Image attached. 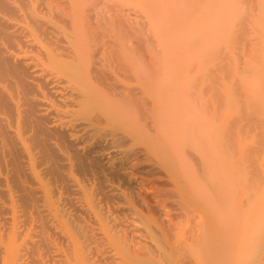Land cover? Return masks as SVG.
Instances as JSON below:
<instances>
[{
    "label": "bare ground",
    "instance_id": "1",
    "mask_svg": "<svg viewBox=\"0 0 264 264\" xmlns=\"http://www.w3.org/2000/svg\"><path fill=\"white\" fill-rule=\"evenodd\" d=\"M134 1L0 0V264H264V93L233 98L245 85L227 59L201 60L199 80L153 57L160 0L141 16ZM201 1L161 15L182 37L205 8L253 7V28L245 10L227 32L264 76V0ZM219 73L246 100L234 114Z\"/></svg>",
    "mask_w": 264,
    "mask_h": 264
},
{
    "label": "rangeland",
    "instance_id": "2",
    "mask_svg": "<svg viewBox=\"0 0 264 264\" xmlns=\"http://www.w3.org/2000/svg\"><path fill=\"white\" fill-rule=\"evenodd\" d=\"M134 1V0H133ZM139 1V2H138ZM138 1H134L133 2V5H134V8H135V11L136 10H138V16L141 14V12H143V13H145L144 11H145V9H144V5L145 4H147L146 3V0H138ZM143 1V2H142ZM156 0H152V5H156V7L157 8H159V9H161V11L163 12V14H169V13H173V14H176V13H178L179 12V10L180 9H178L179 7H180V4H182V0L181 1H179L180 3H172V2H170V0H163V2H162V0H160V1H158L159 2V4L161 5H158V3H156L155 2ZM205 1V0H204ZM141 2V3H140ZM156 4H155V3ZM161 2V3H160ZM177 2V1H176ZM138 3V4H137ZM154 3V4H153ZM203 0L201 1V7L200 8H205L204 6H203ZM217 3V2H216ZM218 4V3H217ZM217 4H215V5H217ZM140 5V6H139ZM167 5V6H166ZM177 5L179 6V7H177ZM214 5V7L216 8V6ZM220 6H222L221 5V3L219 4ZM219 5H217V7L219 8ZM174 6V7H173ZM181 6H183V5H181ZM136 7L137 8H139V9H136ZM213 7V6H212ZM212 7H211V9H212ZM225 7V6H224ZM228 6H226L225 7V9L222 11V15L221 16H217L218 14L220 15V13H217L215 16H217L216 17V19H214L213 18V13H214V11L215 12H219L220 10L218 9V8H214L213 10V12H212V14H211V11H210V7H208L209 9L207 10L206 8H205V16H212L211 17V19H209V17L207 18L209 21H207L206 20V18H204L203 19V17L201 16V20L199 21V23L197 24V25H195V26H193L194 27V29H196V30H194V29H192L193 27H190L192 30H193V32L192 31H190L191 29L189 28V19L188 20H185L184 21V28H182V26H181V32L182 31H184V34H183V36L182 37H179V32H176L174 29H173V27H172V25L170 26L169 24H166L165 23V18L163 17V15H161L162 14V12H161V14H157V15H159V17L157 16H155V17H153V18H151L150 19V21H149V23H148V27L147 28H145V29H147V31L149 32V30H148V28L150 27V29H152L150 32H153V34L152 35H156L157 37H156V39L157 40H159L160 42H161V44H160V42L158 41L157 42V40H155V41H153V44H154V42H156L155 44L156 45H160V46H155L154 48H153V46L155 45H153L152 46V49H153V53H154V55L155 56H153V57H156V58H160V59H166V60H168V61H170L171 59H172V63H176L177 64V62H181V66L180 65H178L177 64V66H180L179 68H180V70L183 72V73H187V75H189L190 76V78H192V79H196L195 78V76L197 77L198 76V78H199V80H200V77L202 76L201 74H205V71L207 70L208 71V69H205V68H209V71L211 70V69H213L212 67H214V64L218 61V62H222V61H224V60H228V64L231 66H233V73H234V77H237L236 79H238V80H240V82L242 83V81H243V84H238V83H240V82H238L237 83V86L238 85H241L242 87H243V85H245V89H240L239 88V90H237L238 89V87L237 88H235V87H233V83L232 82H234V81H232L231 82V80H235V78H233V79H231V78H229V79H231V80H229V83L228 84H226V82H225V78L227 77H225L223 74H221V73H219V77H218V79L221 81V83H220V81H218V79H217V77L214 75L213 77H216V79H217V81H215V78H214V80H213V77H212V79H210V82H211V80H213L214 81V83L216 84H214V86H217L218 88H216L215 87V89L217 90V91H215V93L216 92H218V91H220V93L222 94L223 93V95H224V101H225V103L221 100V98H220V102L222 101V103H220V105H222L223 104V106H221V107H223V109H230L231 110V108L230 107H232L233 108V110H231L230 112L231 113H235V111L237 110V108H240L241 106L243 107L244 106V101H246L245 100V96L247 97V96H252V95H254V93H255V91L257 90V88L258 87H260V88H258V90L257 91H259V90H261V91H259V92H262V93H264V87H262V85H264V76H262V75H258L257 76V74H255V70H257L256 68H258L257 67V65L255 64V63H257V59L255 60V57H254V59L253 58H249V57H247L246 55H245V52H247V53H249V55L252 53L251 51L252 50H244L245 49V47H244V45H246L247 46V43L246 42H244V41H242V40H239V41H241L242 42V44H239V45H242V46H239V48H241V51L243 50V52L241 53V52H239V53H236V52H234V51H238L237 49H239V48H237V47H235V45L236 46H238V43H241V42H236L237 44H235V43H232L231 42V44L234 46V48L232 49L231 47H233L232 45L230 46V41H231V36H230V34L227 32L228 31V28H229V26L232 24V26H234L235 24H237V22H239L240 21V19L242 18V15H244L246 12L248 13L249 11V14L251 13L252 14V17H251V19L248 17L249 16V14H248V16H243V21L241 20L240 22H241V24H242V22H244V23H247V24H249V26L251 27V28H253V21H254V19H252L253 18V16H255L256 14H254V13H256V11L254 10V8L253 7H251L250 9H249V7L247 8L246 6H241V7H244V8H242V9H240V11L242 10V13H241V16H239L240 14V11H237V7L238 6H236V8H235V6L234 5H231V9H230V11L228 10V9H226ZM230 7V6H229ZM233 7V8H232ZM246 7V8H245ZM166 8H168L167 10H166ZM181 8V7H180ZM183 8V7H182ZM199 8V9H200ZM234 8H235V10H236V12H233V13H230V14H233V16H235V17H231V15L229 14V12H231V10L233 9V11H234ZM253 8V9H252ZM247 9H249V10H247ZM218 10V11H217ZM228 10V11H227ZM244 10V11H243ZM245 10H246V12H245ZM166 11V12H165ZM201 11V10H200ZM227 13H226V12ZM254 11V12H253ZM165 12V13H164ZM196 12V11H195ZM197 12H198V9H197ZM209 12V13H208ZM245 12V13H244ZM247 13H246V15H247ZM207 14V15H206ZM209 14V15H208ZM237 14H239L238 16H237ZM250 14V15H251ZM224 15V16H223ZM225 15H228L226 18L229 20V21H227V22H229L228 23V26H226V24H227V22L225 21L226 19H225ZM141 16V15H140ZM214 16V17H215ZM232 18H230V17ZM218 17H220L221 19H222V21L221 22H218V21H220V18H219V20L217 19ZM244 17H248L247 18V20H245V18ZM142 18V17H141ZM158 18V19H157ZM240 18V19H239ZM156 19V20H155ZM213 19V20H212ZM250 19V21L252 20V22L250 23V21H248ZM139 21L141 20V19H138ZM160 20V21H159ZM203 20V21H202ZM212 20V21H211ZM141 21H143V20H141ZM162 21V22H161ZM201 21L203 22V24L201 23ZM210 21H211V23H210ZM218 22V26H216L217 25V22ZM205 22V23H204ZM215 22V23H214ZM224 22V23H223ZM230 22H231V24H230ZM233 22V23H232ZM164 24V25H162V24ZM208 23H210L211 24V26H206ZM150 24V25H149ZM202 24V25H201ZM210 24H208V25H210ZM213 24H215L214 26H213ZM147 25V24H146ZM201 25V26H200ZM240 25V24H239ZM238 25V26H239ZM244 25V24H243ZM167 26V27H166ZM186 26H187V28H186ZM203 26H204V28H206V30L208 31L209 30V32L207 33V34H209V36H207L206 35V31H205V29L203 28ZM232 26H230V27H232ZM241 26V25H240ZM245 26V25H244ZM247 26V25H246ZM245 26V27H246ZM200 28H201V30H200ZM237 28H239V27H237ZM190 29V30H189ZM203 29H204V32H203ZM213 29V30H212ZM215 29H217L216 30V32H214L215 31ZM219 29L222 31V32H220L219 31ZM246 29V28H245ZM248 30V29H247ZM168 31V32H167ZM189 31H190V33L191 34H189ZM200 31H202V32H200ZM220 33H223L222 35H220V37L218 36L219 35V32ZM248 31H251V30H248ZM247 31V33L248 34H251V32H248ZM149 32V33H150ZM197 32V33H196ZM198 32H199V35L202 33L203 34V38H205L204 36H207L205 39H201L202 37V34L199 36V35H197L198 34ZM187 34V35H186ZM218 34V35H217ZM190 35V36H189ZM199 36V37H196V36ZM227 35V36H226ZM178 36V37H177ZM185 36H187L186 38H185ZM196 37V38H194L193 39V37ZM215 37V38H213V37ZM177 37V38H176ZM219 37V38H218ZM252 37H254V35L253 34H251V36H250V38H252ZM184 38V39H183ZM212 38V39H211ZM217 38V39H216ZM169 39V40H168ZM191 39H193V40H191ZM198 40V43H197V41L196 40ZM199 39H201V40H199ZM254 39V38H253ZM203 40V41H202ZM220 40V41H219ZM221 40H223L222 42H224V43H222V44H224V45H222L223 47L225 46V52L222 50V47H221V45L219 44V42H221ZM173 41V42H172ZM188 41V42H187ZM191 41V42H190ZM192 41H193V43L194 44H198L196 47H194L195 45L193 44L192 45ZM194 41H196V42H194ZM199 41H200V44H199ZM214 41V42H213ZM216 41H219L218 42V45H220V46H217L216 44H217V42ZM252 41V40H251ZM248 41V43L249 44H253L254 42H256V41ZM179 42V43H178ZM184 42V43H183ZM228 42V43H227ZM159 43V44H158ZM172 44V45H170V44ZM174 43V44H173ZM187 43V44H186ZM190 43V44H189ZM202 43V44H201ZM205 43V44H204ZM212 43L214 44V43H216L215 45L217 46V47H219V49H220V47H221V49H220V53L222 54V51L224 52V53H226L227 52V50H228V55L227 54H225V55H218L219 53H211V51H212V49H213V47H215L214 45L211 47V45H212ZM246 43V44H245ZM184 44H186V45H184ZM235 44V45H234ZM248 44V45H249ZM188 45H192L195 49H194V51H192L193 50V48H192V46L190 47L189 46V48L190 49H188ZM207 45H209V46H207ZM177 46H178V48H177ZM182 46V47H181ZM156 47L157 48H159L158 50L156 49ZM185 47H186V49H185ZM216 47V48H217ZM244 47V48H243ZM167 48V49H166ZM181 48V49H180ZM199 48V49H198ZM201 48H203V50H200ZM208 48V49H207ZM236 48V49H235ZM243 48V49H242ZM247 48H249V49H252V45L251 46H248ZM157 51H159L160 50V52H161V54H160V56L162 57H159V55H158V53L159 52H157ZM183 49V50H182ZM192 49V50H191ZM207 49V50H206ZM187 52H186V51ZM190 50V51H189ZM197 50V51H196ZM202 52V55H200L201 54V52ZM206 50V51H205ZM192 51V52H191ZM207 51L209 52L210 51V53H207ZM213 51H214V49H213ZM216 51V50H215ZM214 51V52H215ZM239 51H240V49H239ZM197 52H199V54L197 53ZM182 53H183V55H182ZM186 53H187V55H186ZM195 53V54H194ZM206 53H207V56H206ZM259 53H261V55H262V57L260 56V55H258ZM259 53L256 55L257 57L259 56V57H261V59H259V57H258V59L260 60V66H264V54H262V53H264V45H262V47L260 48V50H259ZM185 54V55H184ZM189 54H190V56H189ZM194 54V55H193ZM230 54V55H229ZM236 56H235V55ZM185 56H187V58L185 57ZM201 56V57H200ZM206 56V57H205ZM234 58H232V57ZM245 56V57H244ZM168 57H170L169 59H168ZM190 57H192V58H190ZM236 57L240 60L241 59V61H239L238 59H236ZM256 57V58H257ZM185 58V59H184ZM190 58V59H189ZM243 58V59H242ZM248 60H247V59ZM179 59V60H178ZM193 59V61H190V60H192ZM204 59V60H203ZM232 59L234 60L233 61V64L231 63H229L230 61L232 62ZM249 59H251V61L249 60ZM187 60H189L188 62H187ZM201 60L204 62L205 61V63H206V61H209V62H207V64L206 65H208V66H205L203 63H201ZM242 60H244L245 62L246 61H248V64H250L251 65V62H252V64H253V66L251 65V69H250V72H247V74H246V76H243L242 77V75H244L245 73L243 72V69H242V72L244 73H240L239 71H237V70H239V68L241 69V67L243 66V64H242V66H240L239 64L240 63H244V61H242ZM195 61H200V63L198 62L197 63V65H195ZM213 61H215V63L213 62ZM240 63H239V62ZM171 62V61H170ZM179 62V63H180ZM186 62V63H185ZM235 62H236V64L238 65H235ZM250 62V63H249ZM255 62V63H254ZM187 63H188V65H190V66H188L187 65ZM194 63V65L193 66H195L194 68H198V69H194V68H191V67H193V66H191L192 64ZM211 63V64H210ZM258 63H259V61H258ZM220 64V63H219ZM219 64H216V65H219ZM203 65V66H202ZM216 65H215V67H216ZM229 65H227V66H229ZM254 65H256V66H254ZM240 66V67H239ZM259 66V65H258ZM183 67V68H182ZM186 67V68H185ZM188 67H190V68H188ZM214 67V68H215ZM219 67V66H218ZM256 67V68H255ZM188 68V69H187ZM204 68V69H203ZM254 68H255V70H254ZM185 69V70H184ZM190 69H192L191 71H190ZM193 69H194V71H193ZM227 69H228V67H227ZM237 69V70H236ZM184 70V71H183ZM197 70V71H196ZM230 70V69H229ZM252 70L254 71L253 73H254V75L252 74ZM259 70H260V67H259ZM190 71V72H189ZM192 71H193V73H192ZM245 71V70H244ZM249 71V70H248ZM236 72H237V74H236ZM188 73H192V75H190V74H188ZM195 73V74H194ZM257 73L259 74V71H257ZM193 74H194V76H193ZM206 74H207V72H206ZM218 74V73H217ZM221 74V75H220ZM186 75V74H185ZM201 75V76H200ZM238 75V76H237ZM257 76L258 77V79L260 78V79H262V82H261V80L259 79L258 81L260 82V86H259V82L258 83H256L255 81H257V79L255 80V79H252V76L254 77V76ZM207 76V75H206ZM223 76V77H222ZM249 76V77H248ZM211 77V76H210ZM240 77V78H239ZM257 77H255V78H257ZM220 78H222V79H220ZM227 79V78H226ZM242 79H244V80H242ZM224 80V81H223ZM242 80V81H241ZM237 81V80H236ZM235 81V82H236ZM247 81V82H246ZM217 82V83H216ZM219 82V83H218ZM234 82V83H235ZM246 82V83H245ZM211 83H213V82H211ZM230 83H232V84H230ZM256 85V87L254 86V84ZM218 84H221L220 86H222V89L220 88V86H218ZM225 84V85H224ZM236 84V83H235ZM254 87H253V86ZM235 86V85H234ZM241 86H239V87H241ZM235 88L236 90H234V91H236V92H232V89L233 88ZM241 87V88H242ZM227 88V89H226ZM244 88V87H243ZM251 88H253V89H251ZM256 88V89H255ZM262 88V89H261ZM226 89V90H225ZM231 89V90H230ZM255 89V90H254ZM223 92H222V91ZM241 90V91H240ZM251 90L253 91V92H251ZM226 93H225V92ZM237 91H239V92H243V91H245V95H243L244 94V92L242 93V94H238L237 95V93H239V92H237ZM258 92V93H259ZM228 93V94H227ZM230 93L232 94V96H233V98H234V96L235 95H237V96H240L241 95V97H242V95L244 96L243 97V99H244V101L242 100V98H240V99H238L237 97H235V98H237V100H240L239 101V105H240V107L238 106V101H237V103L233 100V98H231V97H229V95H230ZM253 93V94H252ZM219 94V93H218ZM227 94V95H226ZM247 94H249V95H247ZM255 94H257V93H255ZM223 95H221L222 97H223ZM248 98V97H247ZM223 99V98H222ZM228 99V101H226ZM230 99H231V102L233 103V104H229V103H231L230 102ZM248 99H250V98H248ZM235 102H233V101ZM260 100V103H258V105H256L257 104V102ZM259 100H256L257 102H255L256 104L254 105V103H253V105L254 106H256V107H254V106H252V105H249V106H252V107H254V109H256L257 111L258 110H260L259 111V113H261L260 114V116L259 117H264V112H262V111H264V109H262V108H264V107H262V106H264V99H259ZM241 101H243V103H241ZM251 101V103H252V100H250ZM246 103H248V101L246 102ZM242 104V105H241ZM232 105V106H231ZM235 105V106H234ZM236 105H237V108H235L236 107ZM246 105V104H245ZM248 105V104H247ZM246 105V106H247ZM241 107V108H242ZM248 107V106H247ZM235 108V109H234ZM240 108V109H241ZM245 108V107H244ZM262 109V110H261ZM239 110V109H238ZM256 111V112H257ZM258 113V114H259Z\"/></svg>",
    "mask_w": 264,
    "mask_h": 264
}]
</instances>
